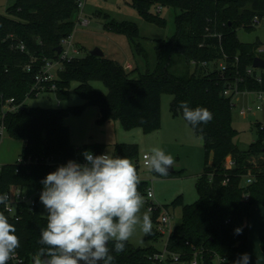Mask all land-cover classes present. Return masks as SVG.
Wrapping results in <instances>:
<instances>
[{"label": "trees", "instance_id": "1", "mask_svg": "<svg viewBox=\"0 0 264 264\" xmlns=\"http://www.w3.org/2000/svg\"><path fill=\"white\" fill-rule=\"evenodd\" d=\"M140 14L153 23L166 25L160 11L152 8L173 7L180 10L175 16V33L159 39L156 46V65L153 69L132 75L134 68L111 57L90 52L61 60L62 40L72 35L79 17V0H15L0 13V129L21 140L22 148L14 162L0 166V194L12 186L25 187L28 193L42 190L41 181L68 160L81 158L85 151L101 155L108 145L89 143L77 148L71 140L65 118L80 113L86 104L99 107L98 122L120 119L124 128L141 126L145 131L161 125L162 94L173 95L171 111L182 115L180 103L190 107H204L213 119L193 128L205 139V166L196 186L199 197L186 203L182 194L171 205L182 207V222L169 233L170 252L181 254L190 262L197 250L202 254L199 264H215V254L226 257L225 264H233L244 253L249 254V218L254 204L264 205V125L248 151L241 150L234 141L237 129L232 124V99L238 91L264 90V69L253 67L255 56L264 57L262 43L243 42L237 30L254 28L264 17V0H131ZM257 17V19H256ZM109 28L126 33L138 54L148 58L141 34L133 21L111 20ZM24 45V49L21 45ZM48 61H59L54 82L59 97L68 95L69 86L76 80V90L86 99L82 105L69 107L28 106V96L38 74ZM206 62V64H203ZM221 63L225 68H221ZM181 66L179 73L173 69ZM131 69V70H130ZM252 69V73H249ZM261 76L260 81L257 75ZM93 80H101L108 92L97 89ZM50 86V84H49ZM230 89L228 95L225 91ZM16 105L14 109L7 108ZM2 133L0 131V141ZM113 155L126 157L136 166L139 175V146L137 143H116ZM231 157L234 165L226 168ZM183 170L169 171V175ZM253 182L245 184L248 174ZM224 180H227L224 183ZM148 182L140 178L138 191L147 195ZM248 195V198L245 197ZM147 203L148 200L146 199ZM152 219L158 222L159 211ZM16 228L20 247L15 251L20 259L8 264H31L38 250L41 229L47 217L35 205L22 202L11 215L0 210ZM242 229L237 235L235 230ZM164 234L152 228L148 246L126 242V249L115 256L114 264H152L151 257L160 250L155 242ZM189 242V243H187ZM113 244H109L111 249ZM264 249V245H263Z\"/></svg>", "mask_w": 264, "mask_h": 264}, {"label": "rangeland", "instance_id": "2", "mask_svg": "<svg viewBox=\"0 0 264 264\" xmlns=\"http://www.w3.org/2000/svg\"><path fill=\"white\" fill-rule=\"evenodd\" d=\"M14 1L0 0V13H6V7ZM152 9L158 11L155 7ZM179 12L180 10L177 8L161 7L160 15L167 20V24L164 26L145 19L132 5L131 0H85L82 16L89 18V24L77 23L71 40L73 46L78 50V55H86L93 49L100 48L106 56L118 60L124 65L128 61L132 63L135 69L132 75L137 76L139 72H145L148 68L155 67L157 41L166 39L175 33V16ZM111 20L118 22L128 20L138 25L141 34L139 41L148 53L147 59L136 52L134 44L126 33L106 25ZM237 34L243 42L259 40L264 43V17L255 23L254 28H238ZM59 66L58 63H54L53 72L55 75ZM173 70L179 73L181 66L177 65ZM257 70L261 71L263 68H257ZM92 84L104 93L108 92V87L103 81L93 80ZM77 85L76 80L72 81L68 95L63 97H59L53 91H43L38 95L28 96L26 104L46 108L85 104L86 99L76 90ZM172 98L171 93L164 92L162 94L161 125L149 132L141 126L126 129L122 126L120 119L98 122L99 107L95 104H86L80 113H71L65 118V123L70 128L72 143L77 148H82L89 143L102 142L108 145L106 152L113 154L116 143L138 144L139 177L148 182L146 192H153L150 201L159 207L161 213L167 208L171 214V223L167 232L155 242V245L160 249L165 248L170 231L182 222V207L172 206V200L180 194L183 195L186 203H192L198 199L196 182L205 166V147L201 142V137L195 133L182 115H173L170 108ZM232 103V124L237 129L234 141L241 150L248 151L251 143L258 138L260 125H264V103L260 102L254 92L249 91L236 92ZM260 103L262 107L257 109L256 107ZM248 107H253V110L243 113L242 111ZM22 144L21 140L4 132L0 141V165L14 162L18 158ZM155 146L162 148L166 154H171L175 160L173 168L183 170V173L162 177L150 171L144 164L143 155ZM143 197L144 205L141 208V215L147 212L152 219L153 212L146 201L147 195ZM253 206L249 218L250 264H264V211L263 213L260 211L264 205L254 204ZM40 209L46 216L47 211L41 202ZM156 226V221L152 219V228ZM129 241L135 246L152 244L139 225Z\"/></svg>", "mask_w": 264, "mask_h": 264}, {"label": "clouds", "instance_id": "3", "mask_svg": "<svg viewBox=\"0 0 264 264\" xmlns=\"http://www.w3.org/2000/svg\"><path fill=\"white\" fill-rule=\"evenodd\" d=\"M179 107L193 128L213 119L207 108H192L187 101ZM82 155L84 163L68 160L41 181L39 199L47 211V226L41 229L38 243L45 247L33 257V264H114L112 252L125 251L138 225L145 234L152 232L151 216L141 215L144 197L138 191L140 177L133 162L110 152ZM144 161L162 177L175 163L158 146L147 151ZM7 201V195L0 194V204L7 206ZM241 233L242 229L235 230ZM19 247L15 226L0 213V264H8ZM250 260L244 253L233 264H250Z\"/></svg>", "mask_w": 264, "mask_h": 264}, {"label": "built area", "instance_id": "4", "mask_svg": "<svg viewBox=\"0 0 264 264\" xmlns=\"http://www.w3.org/2000/svg\"><path fill=\"white\" fill-rule=\"evenodd\" d=\"M84 5H85V0H79V17H78V21L77 23L81 24V25H88L89 24V18H87L86 16H82V11L84 9ZM158 9V11H160L161 6H157L156 7ZM257 19V17H256ZM72 35L69 37H66L62 40V51H61V56L60 59L64 60V59H71L74 56L78 55V50L73 46L72 43ZM21 48L24 49V45H21ZM260 52H264V48H259ZM56 63H58L60 65L59 61H55ZM55 62H51L48 61L46 63V65L42 68V70L36 74V81L34 83V85L31 88V91L34 92L36 95H38L40 92L43 91H47L50 89H54L56 88V83L54 82L56 75L53 72V68H54V63ZM203 64H206V62H203ZM127 68H131V64L128 63L125 65ZM221 68H225L224 64L221 63ZM255 68V67H254ZM249 73H252V69L248 70ZM257 78L261 81L262 78L259 75H257ZM50 84V86H49ZM230 89L225 91V94L228 95L230 93ZM249 92H254L256 94V96L258 97V99L260 100V102L264 103V90H258V91H249ZM13 101V99L11 98L10 100L7 101V108L10 109H14L16 107V105H10L9 102ZM262 107V104H258L257 105V109H260ZM253 110V107H248L247 109H244L242 112L246 113L247 111H251ZM2 135L4 133V129L3 127H1L0 129ZM92 154L96 155V153L91 152ZM107 153L106 151L101 153V154H105ZM146 154V153H145ZM143 155V160H144V156ZM75 161L79 162V163H84V157L82 156L81 158L76 159ZM145 164V161H144ZM234 165V161L232 160V158L229 156L227 157L226 161H225V167L226 168H230ZM1 166V165H0ZM253 177L252 175L249 173L247 176V179L245 180V184H249L251 182H253ZM227 180H224V183H226ZM42 190H40L39 192L35 193V194H30L28 193V191L26 190L25 187L22 186H12L5 194L8 197V201H7V206H5L4 204H0V210H4L6 212H8L9 214L13 215L16 213V209H17V205L19 203L25 202L30 204V206H34L37 200V197L40 196ZM153 197V192L152 191H148L147 192V200L149 202V206L150 209L152 211L154 210H158L159 211V215H158V222H157V230L160 231L161 233L165 234L170 226L171 223V214L168 211V209L166 208L165 211L163 213H161V210L159 209V207L156 206L155 203H153L152 201H150V198ZM246 198H248V195H245ZM172 231V230H171ZM170 231V232H171ZM189 243V242H187ZM199 257H203L202 254L200 253L199 250H197L194 254V257L192 258V260L190 262L184 261L181 259V254L179 253H173L170 252L168 249V243L166 242L165 248L160 249L158 252H156L152 257V264H175V263H179V264H199L200 263V258ZM12 259L14 261V263L19 262L20 259L16 256V254L14 253L12 256ZM228 259L226 257H222L219 254H215L214 257V261L215 264H225V262Z\"/></svg>", "mask_w": 264, "mask_h": 264}, {"label": "water", "instance_id": "5", "mask_svg": "<svg viewBox=\"0 0 264 264\" xmlns=\"http://www.w3.org/2000/svg\"><path fill=\"white\" fill-rule=\"evenodd\" d=\"M58 52L60 53L62 51V46H58L57 48ZM91 54L97 55V56H103L105 53L103 52V50H101L100 48H95L93 49L91 52ZM253 67L255 68H263L264 69V57L257 55L255 56L254 60H253ZM201 142L204 144L205 143V139L203 137H201ZM175 168L170 169V171H174ZM175 264H179V263H175Z\"/></svg>", "mask_w": 264, "mask_h": 264}, {"label": "crops", "instance_id": "6", "mask_svg": "<svg viewBox=\"0 0 264 264\" xmlns=\"http://www.w3.org/2000/svg\"><path fill=\"white\" fill-rule=\"evenodd\" d=\"M261 48H264V43H262ZM128 63H130V62H129V61L126 62V64H128ZM126 64H125V65H126ZM130 64H131V66H132L131 68L133 69V68H134V65H133L132 63H130ZM57 68H58V67H57ZM18 154H19V153H18ZM2 164H3V163H2ZM262 207H263V206H262ZM253 208H254V206L252 207V209H253ZM261 209H264V208H261ZM261 209H260V211H262V213H263L264 210H261ZM251 212H252V211H251Z\"/></svg>", "mask_w": 264, "mask_h": 264}]
</instances>
